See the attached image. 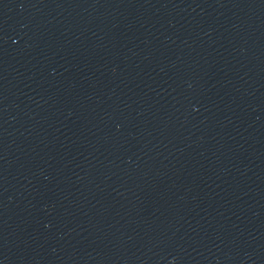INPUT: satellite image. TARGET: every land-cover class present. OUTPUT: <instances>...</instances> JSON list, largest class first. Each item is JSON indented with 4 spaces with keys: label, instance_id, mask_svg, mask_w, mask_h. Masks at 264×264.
Returning a JSON list of instances; mask_svg holds the SVG:
<instances>
[{
    "label": "water",
    "instance_id": "1",
    "mask_svg": "<svg viewBox=\"0 0 264 264\" xmlns=\"http://www.w3.org/2000/svg\"><path fill=\"white\" fill-rule=\"evenodd\" d=\"M0 264H264V0H0Z\"/></svg>",
    "mask_w": 264,
    "mask_h": 264
}]
</instances>
